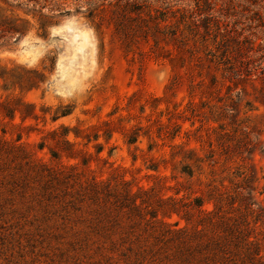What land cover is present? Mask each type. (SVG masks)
Segmentation results:
<instances>
[{
    "label": "rangeland",
    "instance_id": "rangeland-1",
    "mask_svg": "<svg viewBox=\"0 0 264 264\" xmlns=\"http://www.w3.org/2000/svg\"><path fill=\"white\" fill-rule=\"evenodd\" d=\"M0 25V264H205L169 197L220 193L212 264H264V0H0Z\"/></svg>",
    "mask_w": 264,
    "mask_h": 264
},
{
    "label": "trees",
    "instance_id": "trees-1",
    "mask_svg": "<svg viewBox=\"0 0 264 264\" xmlns=\"http://www.w3.org/2000/svg\"><path fill=\"white\" fill-rule=\"evenodd\" d=\"M0 30L1 32L4 34V32H8L11 34V36L18 34L21 35V31H19V29H17V27L15 26H11V27H2V25H0ZM16 39V38H15ZM216 82V78L215 76L211 75V78L209 80V82L206 84V82H204V80H201L200 83L202 84V86H204L205 88H211ZM207 90H203L202 92H206ZM155 101H161V98L158 99H154ZM6 102L4 101H0V106H4L7 110V116H9L11 119L15 116L16 111L18 110L15 107L9 106L7 104H5ZM21 112V111H20ZM28 114L31 113H27L26 115L23 113H20L21 119H24L26 116H29ZM67 114L66 112H62L61 115H65ZM33 116H35V113H33ZM52 118L54 119L55 117L52 116ZM65 128V127H64ZM63 128V134H67L68 131L64 130ZM5 132V131H3ZM65 132V133H64ZM174 136V135H173ZM65 141V144H69L70 142ZM65 152V151H64ZM66 156L68 158H77V155H75V152L70 150L68 152L65 153ZM53 156H56V153H53ZM81 163L85 166V169L87 171L92 172L93 169L90 167L89 161L82 159ZM79 164L78 162H74L71 163L70 165L72 167H77V165ZM121 178L119 179V182L126 185L127 181L125 178H123V176H120ZM86 185H84V189H86L88 191V194L92 197V198H96L98 199L99 197L102 198H107L108 196H114L117 200H119V205L120 207H129L132 209H138L140 208V206L143 204V199H140L139 196V191H144L147 190L150 187H143L142 185H139L137 188V191H132V189L128 188V187H124L122 191H116L114 190L111 186H109L108 184H104V181L96 176H92L91 178H87L86 179ZM179 191H175V194H178ZM221 197V193L219 195ZM220 197H217V201L215 200L213 205L214 208L212 210L207 209L204 206V202L202 199L195 197L193 199V203L185 201L186 199V195H181V196H171L170 201H172L173 205L171 209H169V216L172 215V213H176L178 215H180V208L183 207V214H181V216L183 218H185V220L188 222L191 217L196 214L197 215V220H196V229L194 230V233H200L202 234L203 231H205V229L210 226L209 228L211 229V233L209 235H206V239H204L203 241L200 242L201 245L204 246L206 253L203 254L202 258L205 260V264H212L211 261H213L215 258H218L220 256H222V254L226 253L227 250V234L225 233V230H229V232H233L232 230V226L233 224H230L229 222H227L224 219H214V218H210L209 213L211 211H214V209H216L217 207L220 206L221 203V199ZM161 200H163L164 198H160ZM152 216H157L156 215H152ZM206 217H209V221L207 220ZM163 223L165 224H169L166 221H163ZM176 225V221L175 223H173ZM220 225L225 226V228L223 227L222 230H220L218 228V226L220 227ZM201 226V227H199ZM221 228V227H220ZM232 230V231H231ZM174 233L177 234H181L180 236V243H182L184 245V247H186V250H188V253L191 254V257L194 258V254L192 253L193 251H190L192 249V246L194 245L193 241L191 240V237L189 236V233H187V226H178L175 230ZM229 233V234H230ZM249 237V236H248ZM249 242H251V240H248ZM209 259H211L209 261Z\"/></svg>",
    "mask_w": 264,
    "mask_h": 264
}]
</instances>
